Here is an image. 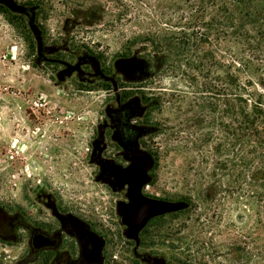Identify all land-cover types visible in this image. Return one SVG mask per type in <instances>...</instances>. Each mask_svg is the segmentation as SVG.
Listing matches in <instances>:
<instances>
[{
    "label": "rangeland",
    "instance_id": "374dc122",
    "mask_svg": "<svg viewBox=\"0 0 264 264\" xmlns=\"http://www.w3.org/2000/svg\"><path fill=\"white\" fill-rule=\"evenodd\" d=\"M13 2L21 13L0 4V203L28 183L45 184L72 209L103 207L88 148L112 93L80 92L75 76L55 74L83 55L116 72L135 60L153 130L154 193L188 204L151 223L148 253L166 264H264L259 204L229 177V45L217 50L209 17L198 25L183 0ZM180 32L207 34L206 43L160 61L150 38ZM36 36L46 50L38 67Z\"/></svg>",
    "mask_w": 264,
    "mask_h": 264
},
{
    "label": "flooded vegetation",
    "instance_id": "af4514ba",
    "mask_svg": "<svg viewBox=\"0 0 264 264\" xmlns=\"http://www.w3.org/2000/svg\"><path fill=\"white\" fill-rule=\"evenodd\" d=\"M35 51L38 67L46 52L41 41ZM126 61L119 62L116 72L83 55L73 64L63 62L55 74L57 78L61 71L70 73L60 82L75 76L80 92L99 88L112 93L88 148L103 207L91 213L72 209L45 184H20L17 200L0 203V264H166L163 256L148 253V229L169 214L146 219L139 226L148 218L149 200H182L154 193L153 130L139 92L142 65Z\"/></svg>",
    "mask_w": 264,
    "mask_h": 264
},
{
    "label": "trees",
    "instance_id": "16d2710c",
    "mask_svg": "<svg viewBox=\"0 0 264 264\" xmlns=\"http://www.w3.org/2000/svg\"><path fill=\"white\" fill-rule=\"evenodd\" d=\"M183 2L198 25L203 26V17H209L218 51L223 41L229 45L227 136L233 138L229 177L234 188L257 200L264 220V0ZM14 12L21 13V9ZM203 37L207 34L180 32L179 36L150 39L158 40L156 49L164 62L195 42L200 46L206 43Z\"/></svg>",
    "mask_w": 264,
    "mask_h": 264
},
{
    "label": "water",
    "instance_id": "95a60500",
    "mask_svg": "<svg viewBox=\"0 0 264 264\" xmlns=\"http://www.w3.org/2000/svg\"><path fill=\"white\" fill-rule=\"evenodd\" d=\"M0 4H3L4 6L8 7L9 9H11L12 11H15L16 9H19L18 6H16V4L13 2V0H0ZM36 42L39 45L40 42V37L37 36L36 37ZM130 60L126 61V63L130 64ZM59 75H62V77H57L58 81H61L65 76H69L70 73H66L65 71H61L59 72ZM188 204L184 201H176V202H172V201H161V200H149L148 201V218H145L139 227H142L146 221V219H148V221L150 219H153L155 217H160L166 214H171V213H177L180 211H183L185 209H187Z\"/></svg>",
    "mask_w": 264,
    "mask_h": 264
}]
</instances>
